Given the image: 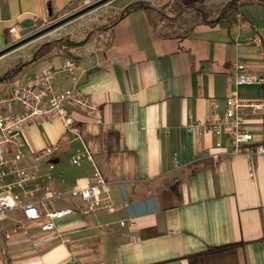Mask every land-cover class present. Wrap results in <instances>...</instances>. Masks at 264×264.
Here are the masks:
<instances>
[{
	"label": "crops",
	"instance_id": "crops-1",
	"mask_svg": "<svg viewBox=\"0 0 264 264\" xmlns=\"http://www.w3.org/2000/svg\"><path fill=\"white\" fill-rule=\"evenodd\" d=\"M83 1L0 0V51L12 44L11 26L26 35ZM114 1L118 17L85 39L53 40L62 42L39 58L43 45L34 54L22 46L0 57L12 64L0 65V76L19 66L12 80L48 65L60 70L67 58L78 64L76 82L62 70L53 85L76 84L99 112L71 108L82 139L58 119L32 124L26 148L31 154L60 145L51 175L62 192L91 184L98 169L114 210L76 213L53 231L41 230L45 218L10 212L0 222V264H264V154L232 155L229 135L207 127L212 115L225 113L235 62L264 79V0H239L222 18L232 0H176L171 13L166 0ZM137 3L150 6L126 11ZM211 5L223 7L219 15L205 10ZM188 9L195 22L183 17ZM239 95L264 102V80ZM245 121L250 146H264V112H248ZM85 148L92 159L74 163ZM79 204L66 199L51 207ZM18 224L24 228L14 232Z\"/></svg>",
	"mask_w": 264,
	"mask_h": 264
},
{
	"label": "built area",
	"instance_id": "built-area-1",
	"mask_svg": "<svg viewBox=\"0 0 264 264\" xmlns=\"http://www.w3.org/2000/svg\"><path fill=\"white\" fill-rule=\"evenodd\" d=\"M19 33L18 26L9 28L12 43L24 38ZM78 68L74 60L67 58L60 70L48 65L33 75L11 80L4 90H0V222L10 212L21 210L28 220L45 218L40 224L41 230L53 231L57 229L58 220L76 213L87 215L101 209L114 210L105 195L107 181L98 169L91 184L77 185L69 192H62L55 189L51 175L55 166L51 157L60 150V145H50L31 154L27 152L25 131L30 125L58 119L69 133L82 139L71 108H80L90 115L99 112L98 104L76 84L61 90L53 85L55 75L62 70L76 82ZM263 80L251 74L245 64L235 62L231 74L233 89L225 99V113L223 116L212 115L208 121L207 127L214 135H229L232 155L244 153L252 158L264 154L263 145L255 148L250 146L254 137L247 130L245 121L248 112H264V102L245 100L239 95L242 86L261 83ZM201 131L198 129L199 133ZM244 146L247 149L241 151ZM82 157L92 159L90 151L85 148L73 157V162L79 163ZM215 157L220 155L216 154ZM43 163L46 164V172H42ZM66 199H79L83 204L76 208L51 207L52 202ZM23 228L22 224H18L14 232Z\"/></svg>",
	"mask_w": 264,
	"mask_h": 264
},
{
	"label": "rangeland",
	"instance_id": "rangeland-1",
	"mask_svg": "<svg viewBox=\"0 0 264 264\" xmlns=\"http://www.w3.org/2000/svg\"><path fill=\"white\" fill-rule=\"evenodd\" d=\"M95 1H97V0H85L81 3L73 5V6L69 7L66 11L61 13L60 15L52 16L50 19L45 21L43 24L36 26L34 29H32L28 33L32 34V33L39 31V30H41V29H43L49 25H52L53 23L71 15L72 13H74L76 11L83 9L84 7L94 3ZM175 1L176 0H166V1L162 2V5H163V7L166 5H168V7H169V5H170V7L166 9L167 11L170 12V9H172V10L174 8L176 9L177 5L174 4ZM192 5H199V4H192ZM206 7L207 6H205V10L206 11L208 10L210 12V15L213 14V16H215V14L219 15V13L221 12V10L223 8V7L217 6V5H211V6H209V8H206ZM120 8H121V5H119L118 2L111 0V1L101 5L99 7H97L96 9H94L88 13H85L82 16H80L74 20H71V21L67 22L66 24H64V25L46 33L45 35L29 42L28 44H26V46L24 45L23 47H32V48H29L30 49L29 53L34 54V52L39 47H41L42 45H44L48 41L57 40L59 38H68V39L73 40V41L85 39L91 33H94L96 31H98L99 29H102V28L110 25L118 17V14L120 13ZM188 10L189 11H186L185 14L183 13V17H187V19L190 20V22H192V21L195 22V19L197 18L195 15H197V14H195L193 12V9H188ZM175 24L173 26L177 27ZM28 33L26 35H21V37L28 36L29 35ZM23 55H25V53ZM0 65L5 70L8 68V66H10L12 64L10 62V59H7V60L1 61ZM0 69H1V67H0Z\"/></svg>",
	"mask_w": 264,
	"mask_h": 264
},
{
	"label": "water",
	"instance_id": "water-1",
	"mask_svg": "<svg viewBox=\"0 0 264 264\" xmlns=\"http://www.w3.org/2000/svg\"><path fill=\"white\" fill-rule=\"evenodd\" d=\"M109 1H111V0H97L94 3L84 7L83 9H81L79 11H76V12L72 13L71 15H69V16H67V17H65V18L53 23L52 25H49V26H47V27H45V28H43V29H41L39 31H36V32L30 34L27 37H24L23 39H21L20 41H17L15 43L9 44L7 47H5L4 49H2L0 51V57L3 56L6 53H9V52L19 48V47L24 46L25 44H27V43H29V42H31V41H33V40L45 35L46 33H48V32H50V31H52V30H54V29H56V28H58V27H60V26H62L64 24H66L67 22H69L71 20H74V19L82 16L85 13H88V12L96 9L97 7L107 3ZM23 24L25 26H31V25H33V22L26 21ZM4 79H5V75L4 76H0V82H3Z\"/></svg>",
	"mask_w": 264,
	"mask_h": 264
},
{
	"label": "trees",
	"instance_id": "trees-1",
	"mask_svg": "<svg viewBox=\"0 0 264 264\" xmlns=\"http://www.w3.org/2000/svg\"><path fill=\"white\" fill-rule=\"evenodd\" d=\"M239 0H232L230 1L222 10V13L220 14L219 18L228 16L230 13H232L233 11H235L236 7H237V3ZM264 3V2H263ZM134 6H143L148 8L150 5L149 4H145V3H137V4H131L127 7L126 11L131 10L132 8H134ZM125 11V12H126ZM205 18H207V15H204ZM62 41H53L50 43H46L44 44L36 53V58H39L43 55H45L50 49H51V45L55 44V43H60ZM19 70V66L15 67L14 69H12L11 71H9L8 73L5 74V79L6 80H12L13 76L16 75V73H18Z\"/></svg>",
	"mask_w": 264,
	"mask_h": 264
}]
</instances>
